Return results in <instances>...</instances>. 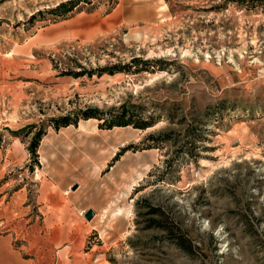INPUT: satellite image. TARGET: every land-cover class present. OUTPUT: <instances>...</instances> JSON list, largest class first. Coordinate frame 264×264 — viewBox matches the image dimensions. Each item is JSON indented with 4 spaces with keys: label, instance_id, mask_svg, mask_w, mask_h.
<instances>
[{
    "label": "rangeland",
    "instance_id": "1",
    "mask_svg": "<svg viewBox=\"0 0 264 264\" xmlns=\"http://www.w3.org/2000/svg\"><path fill=\"white\" fill-rule=\"evenodd\" d=\"M65 1L0 0L1 230L36 264L63 252L70 264H264V0H89L69 19L49 13ZM113 66L127 71L89 75ZM128 105L158 121L51 124ZM85 157L65 177L88 189H40ZM174 222L196 255L168 239Z\"/></svg>",
    "mask_w": 264,
    "mask_h": 264
},
{
    "label": "trees",
    "instance_id": "2",
    "mask_svg": "<svg viewBox=\"0 0 264 264\" xmlns=\"http://www.w3.org/2000/svg\"><path fill=\"white\" fill-rule=\"evenodd\" d=\"M89 0H68L65 2L60 3L55 8L49 11L50 14L54 15L58 19H69L74 14L78 7L82 3H88ZM35 19V16L31 19ZM139 62L138 60L136 61ZM128 67V66H127ZM121 71H127L126 67H105L99 71L88 72L89 75H93L94 73H98L102 76L105 73L114 74ZM83 75V74H82ZM141 109L139 107H135L132 105L122 106L120 109H111L107 111L99 110V109H87V110H80L76 113L75 117H71L70 115L63 116L60 118H54L51 120V124L54 126L55 129H60L61 127H68L70 125H77L81 119L90 120V119H97L100 121V128L105 130H110L115 127H128L133 126L135 129L146 130L147 128L153 126L158 120L155 117L149 116L148 118L144 119L140 117ZM102 121V122H101ZM45 134L44 130H40L37 134V137L34 139L32 146L29 148L33 154H36L40 142L42 140V136ZM154 137H150L149 139H153ZM167 143L168 138L159 139L156 138L155 144L159 142ZM160 210L152 209V213H156ZM163 215V214H161ZM159 225H162L161 221H158ZM174 228H169V235L168 239L171 240L174 245L181 250L187 256H194L200 250L197 246L193 244V242L183 233L181 228L177 223H173Z\"/></svg>",
    "mask_w": 264,
    "mask_h": 264
},
{
    "label": "crops",
    "instance_id": "3",
    "mask_svg": "<svg viewBox=\"0 0 264 264\" xmlns=\"http://www.w3.org/2000/svg\"><path fill=\"white\" fill-rule=\"evenodd\" d=\"M115 10V9H114ZM111 14V13H110ZM116 16L112 17L110 21L108 22H112L113 24H116L118 23V20L117 18H115ZM71 127V126H69ZM67 127V128H69ZM46 136V135H45ZM44 136V137H45ZM42 138L41 142H40V146H39V149H38V153L41 154V150H42V142L45 138ZM91 162V158L89 157H85V160L83 162H81L80 164L78 165H74V166H68V167H64V177H61L59 180H53V181H49V180H41L42 183H40V189L43 188V186L46 185L47 188H51V190L53 188H55V191L56 192H60V193H63L65 192V190L69 189V188H73V186H78V190H86L88 189L86 185L83 186V182L81 179H77V180H73L72 181V184H68L69 181H66V177L65 175H69V174H72L74 173V171H76L77 169L78 170H81L84 168H86L88 166V164ZM115 168V166H113L111 168V170H113ZM88 174V172H87ZM127 180H128V174H123V176H120V185H126L127 183ZM85 184V183H84ZM39 185V184H38ZM125 187V186H124ZM127 189V187H125ZM49 190V191H51ZM70 190V189H69ZM52 192V191H51ZM68 192V191H67ZM60 197V196H59ZM57 197V198H59ZM72 219L71 218H68L66 221H71ZM4 226L6 224V222H3ZM2 223H0V264H36L35 263V260H30V259H25L23 257V253L20 249H18L15 245H14V242L16 241V237L14 235V233H12L11 230L9 229H5L3 228V230H1V226ZM3 226V227H4ZM61 224H58V228L59 230H66L67 226H63L60 227ZM60 230V231H61ZM57 241H59V239L57 238V236L54 237V242L55 243H58ZM66 244V243H64ZM31 247H34V246H29L30 250H31ZM34 248H32L33 250ZM64 253L63 252V258H64ZM63 258H58V262L57 264H70L69 261H66L64 260ZM39 259L36 258V261H38ZM40 264H43L39 261ZM47 263H48V260H47Z\"/></svg>",
    "mask_w": 264,
    "mask_h": 264
},
{
    "label": "water",
    "instance_id": "4",
    "mask_svg": "<svg viewBox=\"0 0 264 264\" xmlns=\"http://www.w3.org/2000/svg\"><path fill=\"white\" fill-rule=\"evenodd\" d=\"M94 216H95V212H94L93 210H89V211L87 212V214H86V218H87L88 220H92V219L94 218Z\"/></svg>",
    "mask_w": 264,
    "mask_h": 264
},
{
    "label": "built area",
    "instance_id": "5",
    "mask_svg": "<svg viewBox=\"0 0 264 264\" xmlns=\"http://www.w3.org/2000/svg\"><path fill=\"white\" fill-rule=\"evenodd\" d=\"M84 213H85V215L87 214V212H84ZM84 213H83V214H84Z\"/></svg>",
    "mask_w": 264,
    "mask_h": 264
}]
</instances>
